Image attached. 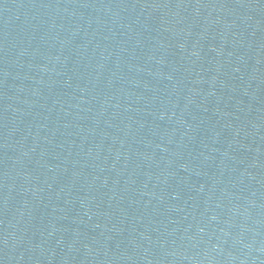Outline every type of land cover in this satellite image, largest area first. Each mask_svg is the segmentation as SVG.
Returning <instances> with one entry per match:
<instances>
[{"label":"water","instance_id":"95a60500","mask_svg":"<svg viewBox=\"0 0 264 264\" xmlns=\"http://www.w3.org/2000/svg\"><path fill=\"white\" fill-rule=\"evenodd\" d=\"M0 264H264V0H0Z\"/></svg>","mask_w":264,"mask_h":264}]
</instances>
